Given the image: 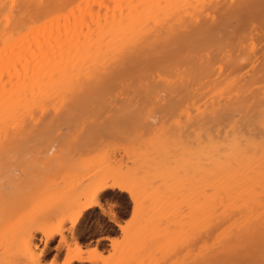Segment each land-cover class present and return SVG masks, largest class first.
Masks as SVG:
<instances>
[{
	"label": "bare ground",
	"instance_id": "obj_1",
	"mask_svg": "<svg viewBox=\"0 0 264 264\" xmlns=\"http://www.w3.org/2000/svg\"><path fill=\"white\" fill-rule=\"evenodd\" d=\"M184 1L0 0V264H40L35 233L46 242L62 235L108 188L129 192L147 214L140 248L155 264L170 236L164 194L144 163L131 186L122 179L132 174L112 164L93 171L95 187L41 221L22 210L32 197L6 195L2 167L22 152L24 122L36 113L157 103L194 117L193 264H264V0H227L225 11L183 9ZM87 157L71 171L89 172ZM150 185L155 194L145 196ZM66 247L65 264L93 253Z\"/></svg>",
	"mask_w": 264,
	"mask_h": 264
},
{
	"label": "rangeland",
	"instance_id": "obj_2",
	"mask_svg": "<svg viewBox=\"0 0 264 264\" xmlns=\"http://www.w3.org/2000/svg\"><path fill=\"white\" fill-rule=\"evenodd\" d=\"M180 4L183 9L193 7L198 10L200 7L208 11H225L227 0H185ZM118 105H107L109 107L102 109L54 108L36 113L38 117L35 116L30 123L26 119L28 122L24 124H28L27 128L23 125L26 132L19 142L22 152L15 158L9 156L4 159L10 167H6V163L3 165L6 170L2 167L3 178L8 179L2 185L8 190L3 189L6 195L17 198L15 203L32 197L22 210L25 216L41 221L51 212L54 217L60 216V212L56 214L52 209L78 197L85 186L87 190L95 187L100 181L97 172L100 173L101 169L103 172L107 164L119 167L124 175L131 173L132 179L128 180L127 175L122 179L131 186L139 181L137 165L144 163L148 177L164 194L166 205L162 210L170 236L169 244L159 247L155 264H193L196 237L189 221L194 170V117L188 112L187 117L186 112L160 103L128 108ZM14 146L19 145L16 143ZM86 156H89L87 161L90 157L92 159L88 163L95 166L86 173H73L74 164ZM151 186L145 196L155 194V186ZM35 198V206L31 208ZM141 199L144 200L143 197ZM82 201L81 197L75 209ZM98 201L100 207H90L75 222L66 220L62 225V235L55 234L46 242L42 233H35L34 241L37 250L41 251L40 264H65L71 254V251L67 252V243L71 249L78 245L93 252L85 253L68 264H152L140 248L143 226L146 228L144 221L148 217L142 206L134 207L129 192L115 188L104 190ZM181 221L186 223L183 231L175 232L176 223ZM115 222L127 224L129 231L124 233ZM139 225H142L140 232Z\"/></svg>",
	"mask_w": 264,
	"mask_h": 264
}]
</instances>
